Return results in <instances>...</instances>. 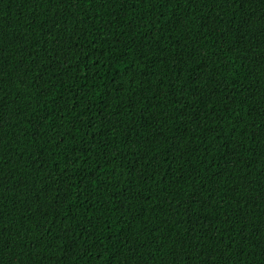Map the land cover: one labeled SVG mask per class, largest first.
<instances>
[{
    "label": "trees",
    "instance_id": "trees-1",
    "mask_svg": "<svg viewBox=\"0 0 264 264\" xmlns=\"http://www.w3.org/2000/svg\"><path fill=\"white\" fill-rule=\"evenodd\" d=\"M0 264H264V0H0Z\"/></svg>",
    "mask_w": 264,
    "mask_h": 264
}]
</instances>
